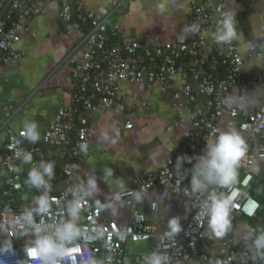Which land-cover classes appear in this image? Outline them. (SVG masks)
Returning <instances> with one entry per match:
<instances>
[{"label": "built area", "instance_id": "1", "mask_svg": "<svg viewBox=\"0 0 264 264\" xmlns=\"http://www.w3.org/2000/svg\"><path fill=\"white\" fill-rule=\"evenodd\" d=\"M52 1L58 0H12L1 16L8 0H0V65H14L23 59L24 53L17 45L25 36H35L30 31V21L46 15V5ZM227 4L228 0H216L212 6L205 7L191 2L188 21L190 25L199 24V31L186 34L182 42L178 40L149 47L141 41L130 40L122 27H109V16L90 11L82 0H60L57 17L62 25L82 39L80 45L83 49L80 60H74L71 55L66 59L73 66L68 88L69 103L58 108L48 127L39 131L40 139L35 144L21 136L23 129L15 128L14 108L1 106L3 122L0 131L4 145L2 166L5 170L2 195L13 200L22 189L23 180L12 169L17 168V164L22 161L16 156L18 151H31L33 161L30 167L41 160L51 161L55 171L59 172L57 178L64 182L63 189L55 191L56 178L49 181L52 185L49 197H54L55 202L51 204L48 214L33 213L36 223L41 224L46 231H52L61 220L69 219L65 205L80 194L73 179L88 160L94 137L89 119L100 109L125 112L128 98L122 93L121 86L142 85L149 92L158 91L162 95H169L176 120L168 126L167 131L182 125L188 106L196 101L197 96L203 98L199 111L191 114V132L179 157L195 158L203 154L206 139L221 128L222 118H229L236 123L247 144V155L239 168L243 175L232 187L216 191L231 201V226L239 217L255 219L260 203L250 193V186L256 159L264 161V70L243 71V59L236 40L226 45L215 43L213 34L218 27L217 21L229 11ZM206 34L210 36L209 42L205 38ZM256 56L264 58L261 53ZM178 77L189 78L192 83L179 84L176 82ZM230 90L260 91L263 100L251 111L238 110L225 100ZM145 107L141 103L133 109ZM132 128L131 122L127 121L125 130ZM256 140L260 141L257 154L253 152ZM84 143L88 144L86 153L80 150V145ZM42 147L60 151V164L47 160L41 152ZM176 161L177 158L160 165L151 174L134 173L132 182L134 190H141L142 194L153 190L177 195L181 201L190 200V210L180 220L182 230L178 234L170 238L165 235L167 228L163 232L155 230L159 209L156 203L150 204L148 213L135 209L129 223L121 227L115 222L102 223L100 206L86 199L81 202L77 223L82 234L66 245L69 251L63 258H57L60 264H92V261L95 264H125L126 246L129 243L148 242H153L152 251L169 257L166 264H253L250 250L252 241L250 239L246 245L242 239L248 230L242 232L240 240H236L229 229L222 248L215 256H210L208 251L200 247L202 234L207 228V218L199 214L202 212L199 203L207 198L208 193L184 195V189L190 187L189 170L192 167L187 169V161H182L178 174ZM180 175H184L182 180ZM43 191V188H34L35 197L42 195ZM119 197L130 198L132 195L126 192ZM28 207L35 205L33 203ZM28 207L12 203L0 213V236L11 241L17 238L10 237L13 229L9 227V221ZM259 232L253 231V238ZM26 246L13 245L14 253L0 252V264H40L38 260H30L25 255ZM145 255L141 256L142 261ZM255 264H264V261L257 258Z\"/></svg>", "mask_w": 264, "mask_h": 264}, {"label": "crops", "instance_id": "2", "mask_svg": "<svg viewBox=\"0 0 264 264\" xmlns=\"http://www.w3.org/2000/svg\"><path fill=\"white\" fill-rule=\"evenodd\" d=\"M59 1L48 3L46 15L30 21V31L35 36L27 35L17 45L24 53L23 59L14 65H0V128L3 122L2 105L14 108L16 129H24L27 122H36L38 131H44L52 122L58 108L69 103L68 88L73 66L67 63L66 59L71 55L74 60H80L83 49L80 45L82 39L60 23L57 17ZM193 1L205 7H210L216 2V0H82L90 11L108 15L109 27H122L130 40L141 41L149 47L176 42L178 36L186 35L182 29L190 25L189 5ZM227 5L229 11L235 13L238 36L236 43L243 59V71H263L264 58L256 55L264 54V0H228ZM205 38L209 42L208 34ZM176 82L192 83L189 78L182 77H178ZM121 91L128 98L125 112L100 109L89 119L94 131L90 156L76 172L73 183L77 188L81 182L87 187V177L95 175L99 192L86 199L100 201L102 223L115 222L123 227L129 223L135 209L148 213L150 204L156 203L159 209L155 230L163 232L170 218L179 217V220H182L189 212V199L181 201L177 195L153 190L142 194L144 197L139 202L134 201L133 197L120 198L119 195L135 191L132 182L134 173L144 175L154 173L160 165L179 157L183 144L191 132V114L199 111L203 98L197 96L196 101L188 106L182 125L167 131L168 126L176 120L169 95H162L158 91L149 92L142 85L123 84ZM225 100L238 110L251 111L259 106L263 95L260 91L230 90L225 95ZM141 103L145 104V109H133ZM127 121L131 122L132 130H125ZM221 124V128L229 124L236 127V123L226 117L221 119ZM113 128L118 130V138L117 133L112 131ZM104 132L107 133L108 140L100 139ZM2 137L0 131V213L8 209L12 203L22 207L31 206L35 198L34 187L25 184L31 167L22 161L17 164L18 173L23 180L22 189L13 200L2 195L5 184ZM259 148L260 141L256 140L253 152L257 154ZM41 152L47 160L60 164L62 160L60 151L42 147ZM195 158L191 163L185 162L187 169L197 162ZM106 169H111L113 173L108 182L103 179ZM58 173L55 171V191H61L64 187L62 179L57 178ZM252 174L250 188L253 197L260 203V208L254 220L244 217L236 219L230 227L231 236L236 240H240L242 232L249 228L264 230V161L256 159ZM242 175V170L239 169L238 180ZM118 180L125 183V190L119 187ZM205 233L206 230L202 234L200 247L208 251L210 256H215L222 248L226 235L215 238ZM3 238L5 237L0 236V243H3ZM34 238L31 234L17 237L12 244L23 246ZM152 245L153 242L129 243L126 246L128 264H145L141 256L151 253Z\"/></svg>", "mask_w": 264, "mask_h": 264}, {"label": "clouds", "instance_id": "3", "mask_svg": "<svg viewBox=\"0 0 264 264\" xmlns=\"http://www.w3.org/2000/svg\"><path fill=\"white\" fill-rule=\"evenodd\" d=\"M217 23L218 27L213 34V39L217 45L231 44L238 39L234 12H225L223 18ZM199 29L200 25L193 23L186 26L182 31L185 34H195ZM184 39L185 35L178 36V40L181 42ZM112 131L117 133L118 138V130L113 128ZM20 134L32 144L37 143L40 139L36 122H27ZM100 139L108 140L107 133L104 132ZM112 143L114 144L115 140ZM80 150L82 153H86L88 144H81ZM246 155L247 144L245 139L234 125H225L223 128L216 129L213 136L206 139L203 154L195 158L197 162L189 170L191 172L190 187L185 188L183 193L187 196L208 193L207 198L199 203V207L202 209L199 214L207 218L205 234L209 237L222 238L231 227V201L223 193H217L216 189L230 188L236 184L241 161ZM16 156L25 164H31L33 161L31 151L21 150L16 153ZM192 159L191 157L177 158L175 164L177 173L179 174L182 161L191 163ZM12 171L18 172L19 169L13 168ZM112 174L111 169H106L103 179L108 182ZM54 176L55 165L53 162L41 160L38 164H34L27 173L25 184L38 190L43 188V194L34 198L35 207L23 209L19 215H14L9 221V227L13 229L10 237H24L29 234L35 237L28 242L24 252L30 260H38L40 264H60L57 258H63L69 251L66 245L82 234L77 224L80 219L81 202L99 192L95 175H89L86 181L87 187H84L83 182H81L78 188L80 194L65 205L69 219L61 220L54 227V230L46 231L41 224L36 223L33 213L37 215L49 213L51 204L55 202L54 197L51 199L49 197L52 190L49 181L54 179ZM183 178L184 175H180V180ZM118 182L119 187L125 190V183L122 180H118ZM129 192L136 202L141 201L144 197L141 190ZM96 202L98 206L101 205L99 200ZM17 228L19 231H16ZM181 230L179 217H173L167 222L165 235L172 238ZM253 231L255 230L249 228L242 239L246 245L251 239L253 247L250 250L252 251L253 264H255L257 258L264 261V230H261L255 238L252 236ZM0 252L14 253L10 238L0 243ZM168 259L166 254L157 251H152L144 257L145 264H166ZM92 264H95V261H92ZM125 264H128L127 260H125Z\"/></svg>", "mask_w": 264, "mask_h": 264}, {"label": "water", "instance_id": "4", "mask_svg": "<svg viewBox=\"0 0 264 264\" xmlns=\"http://www.w3.org/2000/svg\"><path fill=\"white\" fill-rule=\"evenodd\" d=\"M12 0H8V2L6 3V5L4 6V8L2 9L1 11V16H3L6 12V10L8 9L10 3H11Z\"/></svg>", "mask_w": 264, "mask_h": 264}, {"label": "trees", "instance_id": "5", "mask_svg": "<svg viewBox=\"0 0 264 264\" xmlns=\"http://www.w3.org/2000/svg\"><path fill=\"white\" fill-rule=\"evenodd\" d=\"M250 193L252 194L251 188H250ZM252 195H253V194H252ZM252 220H254V219H252Z\"/></svg>", "mask_w": 264, "mask_h": 264}, {"label": "rangeland", "instance_id": "6", "mask_svg": "<svg viewBox=\"0 0 264 264\" xmlns=\"http://www.w3.org/2000/svg\"><path fill=\"white\" fill-rule=\"evenodd\" d=\"M6 238V237H5ZM5 238H3L5 240Z\"/></svg>", "mask_w": 264, "mask_h": 264}]
</instances>
